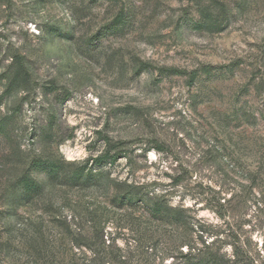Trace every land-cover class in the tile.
<instances>
[{
    "label": "rangeland",
    "instance_id": "rangeland-1",
    "mask_svg": "<svg viewBox=\"0 0 264 264\" xmlns=\"http://www.w3.org/2000/svg\"><path fill=\"white\" fill-rule=\"evenodd\" d=\"M14 57L27 77L0 102L14 112L0 195L35 157L63 169L4 213L0 264H96L100 249L105 264H190L206 244L264 264V0H0V98ZM104 137L126 150L116 163L94 161ZM86 161L95 179L69 183ZM127 189L186 223L121 203Z\"/></svg>",
    "mask_w": 264,
    "mask_h": 264
},
{
    "label": "trees",
    "instance_id": "trees-1",
    "mask_svg": "<svg viewBox=\"0 0 264 264\" xmlns=\"http://www.w3.org/2000/svg\"><path fill=\"white\" fill-rule=\"evenodd\" d=\"M120 15L121 14H119L117 18H120ZM202 16L204 17V19H210L212 24H219V18L216 17L208 7H203ZM217 27L223 28V26L221 27V25ZM13 59L14 63H18L20 61V65L18 66V69L17 71H15L13 76L9 78L7 87L1 95L0 102L6 95L10 94L13 90L20 86L21 79L27 77L26 69L23 70L24 68H22L24 67L23 59L21 57H14ZM145 67L150 68L151 64L145 63ZM164 71H171L177 74L186 73V71L177 68H161V72ZM196 77V71L190 72L189 79L191 82H193ZM12 113L0 115V136L3 137L7 142L10 141V143L13 140L12 137L14 132L13 130H11V128L7 127L6 122L7 119H9L13 115ZM103 139L105 140L106 150L103 154L96 156L94 158V161L101 163L102 161L109 159L111 164L116 163L118 159L122 157V155H125L123 153H126V150L120 147L122 143L113 142L109 137H104ZM154 148L158 150L163 149L161 144L157 142L155 143ZM61 169H63V164H61V162L52 161L44 157H35L27 166L19 169V172L17 173L15 178L10 181L9 188L3 190L0 195V220L5 212L10 213V209H13L14 205L19 206L28 204L31 199L42 192L43 183L38 178L39 173L45 172L48 175L50 174V176L55 177L60 174ZM65 179L72 184H88L92 181V179H95V176L93 175L92 169L88 167V163L86 161L83 164L77 165L71 172L68 173ZM148 197L149 196H141L139 192H135L132 189H127L121 194L119 199L121 203H127L130 205H134L135 203H137V201H142L143 203H145L144 206L147 207L150 215L155 219H161L165 222H172L174 224L186 223L184 220L185 216H183L181 212L177 211L175 208L167 205L165 202L159 199L151 200V198ZM103 243L105 245V242ZM41 252L45 253V251L43 250H41ZM181 253H183V250H181ZM184 255L185 258L188 259L190 264H230V261L226 259L222 254L212 250L209 244L204 245L202 248L196 247L195 249L194 247L192 248V246H190L189 253ZM46 258L47 259L41 264H65L63 262L54 261L55 258L50 255H47ZM94 259H96L97 261L96 264H101V261L104 262V264L107 263V255L105 249L97 250Z\"/></svg>",
    "mask_w": 264,
    "mask_h": 264
}]
</instances>
